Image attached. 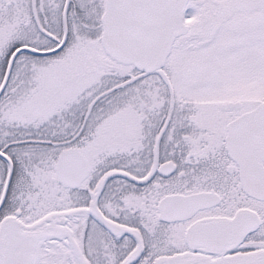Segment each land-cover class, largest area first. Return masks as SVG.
<instances>
[{
    "label": "snow or ice",
    "instance_id": "6c2138e0",
    "mask_svg": "<svg viewBox=\"0 0 264 264\" xmlns=\"http://www.w3.org/2000/svg\"><path fill=\"white\" fill-rule=\"evenodd\" d=\"M0 264H264V0H0Z\"/></svg>",
    "mask_w": 264,
    "mask_h": 264
}]
</instances>
